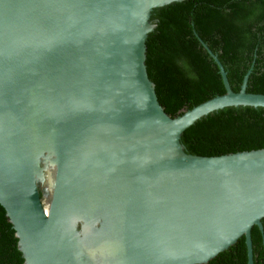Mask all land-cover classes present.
<instances>
[{
	"label": "water",
	"instance_id": "95a60500",
	"mask_svg": "<svg viewBox=\"0 0 264 264\" xmlns=\"http://www.w3.org/2000/svg\"><path fill=\"white\" fill-rule=\"evenodd\" d=\"M181 0H0V204L22 264H203L240 236L264 246V147L192 154L188 134L264 93L224 92L174 116L147 39ZM49 176V186L44 182Z\"/></svg>",
	"mask_w": 264,
	"mask_h": 264
},
{
	"label": "trees",
	"instance_id": "16d2710c",
	"mask_svg": "<svg viewBox=\"0 0 264 264\" xmlns=\"http://www.w3.org/2000/svg\"><path fill=\"white\" fill-rule=\"evenodd\" d=\"M163 23L147 39V66L158 103L170 116L224 92L214 60L232 91L249 70L245 90L264 93V0H181L160 7ZM264 147V112H232L188 134L192 154L218 155ZM264 236V219L261 221ZM254 264H264L261 234L253 230ZM0 204V264H22ZM203 264H246L242 236Z\"/></svg>",
	"mask_w": 264,
	"mask_h": 264
},
{
	"label": "bare ground",
	"instance_id": "6f19581e",
	"mask_svg": "<svg viewBox=\"0 0 264 264\" xmlns=\"http://www.w3.org/2000/svg\"><path fill=\"white\" fill-rule=\"evenodd\" d=\"M49 183H50V180H49V176H48V177L46 178L45 182H44V186H45V188H48Z\"/></svg>",
	"mask_w": 264,
	"mask_h": 264
}]
</instances>
